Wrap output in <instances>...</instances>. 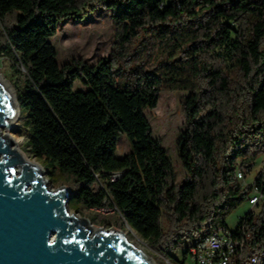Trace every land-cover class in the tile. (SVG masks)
<instances>
[{
    "label": "trees",
    "instance_id": "obj_1",
    "mask_svg": "<svg viewBox=\"0 0 264 264\" xmlns=\"http://www.w3.org/2000/svg\"><path fill=\"white\" fill-rule=\"evenodd\" d=\"M104 8L114 55L61 66L51 41L60 23ZM2 55L25 69L14 84L24 151L53 186L70 187L71 209L93 223L129 225L175 264L174 251L229 227L249 200L253 184L243 186L237 169L238 159L252 167L264 154V0H0ZM162 90L186 92L180 180L146 113ZM123 136L131 149L119 156ZM101 208L113 212L89 214ZM252 216L264 224V206ZM262 249L264 234L234 264Z\"/></svg>",
    "mask_w": 264,
    "mask_h": 264
},
{
    "label": "water",
    "instance_id": "obj_2",
    "mask_svg": "<svg viewBox=\"0 0 264 264\" xmlns=\"http://www.w3.org/2000/svg\"><path fill=\"white\" fill-rule=\"evenodd\" d=\"M15 113L0 80V130ZM25 153L0 135V264H151L118 228L72 212L70 187H49L44 166Z\"/></svg>",
    "mask_w": 264,
    "mask_h": 264
},
{
    "label": "rangeland",
    "instance_id": "obj_3",
    "mask_svg": "<svg viewBox=\"0 0 264 264\" xmlns=\"http://www.w3.org/2000/svg\"><path fill=\"white\" fill-rule=\"evenodd\" d=\"M114 39L115 25L112 11L104 8L87 15L85 18L72 17L64 20L60 23L57 34L51 38V41L58 50V62L63 66L73 58H80L89 64H96L101 58L112 57L114 55ZM24 71L25 69L21 65H17V62L9 56H0V74L3 75L13 87L17 101V92L14 84L21 81ZM75 88L77 90L86 89L81 82H77ZM185 93L186 92L182 91L162 90L160 92L158 106L153 109H146V113L153 127L154 135L162 140L163 145L169 151L170 158L177 171V180H180L186 173L178 152L179 140L185 125V115L182 108V95ZM26 124V113L21 117L20 111V116L16 121L14 132L20 140L21 149L25 147L28 139V129L25 127ZM130 149V141L126 136H123L119 141L118 155L125 156L130 152ZM27 155L39 162L29 153H27ZM262 168H264V154L253 163L252 170L248 173L245 183L249 184L254 182ZM48 185L51 188H57L52 185L49 179ZM100 188V184L96 185L97 190ZM251 208L252 205L247 201L236 211L231 213L227 219L229 227L235 228L240 218ZM72 212L75 211L72 210ZM112 212V209L101 208L93 209L89 214L99 213L101 216H109ZM76 213L81 217H88V213L86 215L80 212ZM95 225L103 226L99 224ZM113 227L125 233L128 239L137 248L152 257L154 264H169L167 258L158 254L156 250L131 227L127 226L124 229L117 226ZM185 252L186 247L173 252L175 264H190L185 259ZM157 256H160L164 260V263L157 259Z\"/></svg>",
    "mask_w": 264,
    "mask_h": 264
},
{
    "label": "built area",
    "instance_id": "obj_4",
    "mask_svg": "<svg viewBox=\"0 0 264 264\" xmlns=\"http://www.w3.org/2000/svg\"><path fill=\"white\" fill-rule=\"evenodd\" d=\"M252 167L243 166L238 159V178L243 186ZM253 189L248 202L252 208L245 213L235 228L221 226L212 232H202L192 239L186 249L185 259L190 264H234L242 260L245 249L254 238L264 234V224L257 221L252 213L257 214L264 206V175L260 183L252 182ZM169 264H173L167 259ZM248 264H264V249L254 253Z\"/></svg>",
    "mask_w": 264,
    "mask_h": 264
},
{
    "label": "bare ground",
    "instance_id": "obj_5",
    "mask_svg": "<svg viewBox=\"0 0 264 264\" xmlns=\"http://www.w3.org/2000/svg\"><path fill=\"white\" fill-rule=\"evenodd\" d=\"M0 80L4 83V85L6 86V88L8 89L10 95H11V98H12V101L15 105V108H16V113L14 115V117L10 120L11 121V126L9 128L7 127H2L1 130H0V135H9L13 138L15 144H16V147L17 148H20L21 149V146H20V140L18 139L17 135L15 134L14 132V129H15V124H16V121L18 120L19 116H20V109H19V105H18V101L16 99V94H15V91L13 89V87L11 86V84L9 83V81L7 79H5V77L3 75L0 74ZM25 155V158L30 161V162H35L37 163L36 160L30 158L27 153L24 154ZM96 228V227H95ZM126 235V234H125ZM139 249V248H138ZM139 251H141V253L144 254L145 258L147 260H149L151 262V264H154L153 262V259L152 257H150L149 255H147L146 253H144L142 250L139 249Z\"/></svg>",
    "mask_w": 264,
    "mask_h": 264
}]
</instances>
